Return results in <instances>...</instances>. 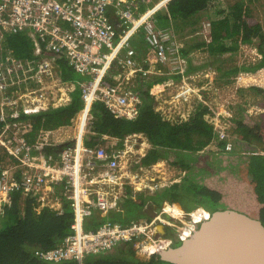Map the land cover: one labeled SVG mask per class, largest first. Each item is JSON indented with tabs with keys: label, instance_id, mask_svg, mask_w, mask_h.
<instances>
[{
	"label": "built area",
	"instance_id": "2783aa9c",
	"mask_svg": "<svg viewBox=\"0 0 264 264\" xmlns=\"http://www.w3.org/2000/svg\"><path fill=\"white\" fill-rule=\"evenodd\" d=\"M170 1L159 0L151 8L152 0H0V52L7 36L26 34L35 58L15 62L10 51L5 60L0 54V148L8 160L0 162V215L12 207L17 194L34 200L38 213L50 209L62 215L64 202L69 203L74 213L72 234L54 249L37 253L46 263L84 264L88 257L123 243L134 244L140 255L157 256L191 239L210 218L204 209L203 213L200 209L182 211L180 216L169 213L163 205L149 220L128 225L107 220L94 229L86 224L97 215L122 213L125 199L130 197L120 174L125 172L133 148L109 153L81 142L85 125L92 121L94 104L102 102L111 114L134 121L142 105L138 88L142 80L159 72L158 64L170 68L174 75H187L188 62L180 54L181 44L173 31L157 26V12ZM211 27L210 22L203 24V37L211 38ZM139 34L146 54L134 46ZM59 57L90 80L63 82L56 63ZM76 89L84 102L76 142L52 153L42 148L54 147V143L42 137L30 144L24 134L27 124L20 117L66 107ZM55 90L58 93L51 99ZM209 113L205 120L214 128V139L227 141L226 151L231 152L232 119L229 122L226 116ZM182 118L186 120L184 115ZM134 187L137 192L144 191ZM164 187L169 186L156 184L152 190Z\"/></svg>",
	"mask_w": 264,
	"mask_h": 264
},
{
	"label": "trees",
	"instance_id": "16d2710c",
	"mask_svg": "<svg viewBox=\"0 0 264 264\" xmlns=\"http://www.w3.org/2000/svg\"><path fill=\"white\" fill-rule=\"evenodd\" d=\"M257 1L172 0L158 14V27L171 28L180 41L185 40L182 37L186 30L183 26H191L190 32L194 34L200 20L210 21L212 27L209 43L188 41L184 42L185 46L180 47L181 56L188 62L187 74H194L199 69L192 65V59L189 57L194 51L204 50L207 56L217 63L223 55L237 53L246 44L256 48L261 59L249 68L235 66L227 71L222 65L215 68L218 74L222 73V76L228 78L224 83L229 84L233 76L240 72L264 69V25L255 13ZM179 30L183 31L182 34ZM133 43L139 51L145 45L140 34L135 37ZM3 44L4 48L0 54L4 60L8 51L15 62L35 59L32 54L33 44L26 34L9 35ZM56 63L63 82L90 80L89 76L76 73L64 57H59ZM148 67L149 65L146 66ZM157 69L162 72L166 70L161 64ZM166 77L152 74L145 81H141L139 89L144 96H141L140 114L134 121L111 114L102 102L98 101L92 107L91 132L87 136V147L92 148L98 143L94 140H99L105 135L120 139L122 147L129 136L142 134L148 138L152 148L140 159L138 168L151 167L164 159L183 173L174 185L155 192L153 196L152 193H147L135 196L136 200H126L125 219L111 214L109 220L123 225L141 219L149 220L150 217H144L143 214L147 206L160 210L165 203L173 202L180 204L187 213L203 208L210 214L220 211L246 215L264 224V88H249L262 98L253 104L252 113L241 106L236 108L230 129L233 137L232 152L225 150L227 141H224L218 143L211 155L204 153L215 137L213 127L205 120V115L209 113L206 107L199 106L187 120L174 122L166 120L155 110L156 100L152 92L156 87L167 84ZM71 96L72 101L66 107L27 117L21 116L20 120L27 124L25 135L31 137L32 141L37 130L52 131L73 124L79 115H83L84 102L79 89ZM72 143L55 144L54 147L43 146L42 150L52 153ZM1 161H4L3 157ZM12 200V207L5 209L4 215H0V264H52L42 261L37 253L54 249L72 234L74 213L69 203L64 202V213L60 215L50 209L38 213L37 203L22 198L20 194L15 195ZM106 221L107 218L97 216L87 228H97ZM116 250L119 253H116ZM84 264L176 263L163 260L159 254L149 259H140L134 244L123 243L117 249L88 257Z\"/></svg>",
	"mask_w": 264,
	"mask_h": 264
},
{
	"label": "rangeland",
	"instance_id": "374dc122",
	"mask_svg": "<svg viewBox=\"0 0 264 264\" xmlns=\"http://www.w3.org/2000/svg\"><path fill=\"white\" fill-rule=\"evenodd\" d=\"M156 2L157 0H152L150 7H152ZM255 13L264 25V0H258L256 2ZM204 21L205 19H202L200 20V24L198 23L199 25H196L197 31L194 34H191L190 31L192 30V27L189 25L183 26L184 29H186L184 30V32L182 31L183 34L181 30H179V32H181L182 34V37L185 39L180 40L182 47L185 46L184 42L188 41H206L208 43L211 41V38L203 37V35L201 34L202 28L200 27H202V23ZM141 51H144V49L141 48ZM144 52L146 54V50ZM189 57L192 59V65L196 68H199L198 72L194 74H187L185 77L180 75L181 78L176 75H171L168 70H165L164 72H169L166 78H168V80L172 78V84L166 85L165 91H163L161 98H158L159 100H157V103L161 102L162 104H164L165 109L161 112L165 115L166 118H171L172 121H181L183 119L182 115H184L186 117L185 119H188L189 115L191 116L199 106L202 107L204 105V107H206L211 112H215L221 116H226L229 122L231 119H235L236 108L239 106L248 110L249 113H252L253 104L256 101L261 100L262 98L257 96L256 93L249 88L254 86L264 88V69L256 72H240L238 75L233 76V78L231 79V83L226 84L224 82L228 78L222 76V73L218 74L215 68L219 65H222L225 71L232 69L235 66H239L241 68L243 66H246L247 68H249L250 65L256 64L261 59V56L258 54L256 48L246 44L241 47V50L237 53H228L223 55V57H221L220 59L221 61L217 63L213 61L214 59L212 57H210L209 55L207 56L204 50L194 51L191 55H189ZM51 80H48L46 82L48 83ZM58 80L59 78H57V85L59 87V84L61 83H58ZM55 85L56 82L54 83V86ZM181 87H183V89H181ZM52 92L53 94L51 93V99L54 98V95H57L58 91L55 90ZM181 92L184 93L181 94ZM1 99L2 97L0 95V102ZM209 114L210 113H207L206 115ZM141 140L142 138H135L133 142H135V144L137 145H140L142 143ZM217 145L218 144L216 143V141H212L204 150V153H209L212 155ZM1 153L2 157L5 156L3 157V159L5 161H8L7 156L5 155L3 150ZM136 157V155H133L132 159L134 160V158L136 159ZM165 165V168H161V170L165 172V175L161 176V178H166L164 184L168 186V182H174L175 180H177V178L181 177L183 173L179 169L172 167L169 163H165ZM135 171L138 170L135 169ZM146 172L138 171L137 173H139V176L137 177V180H146L144 178V175H152L154 176L153 178L160 176L156 175V169L155 171L154 169H150L149 172ZM146 183L147 181L144 182V184ZM164 207L171 214H174L176 212L179 213H176L174 215L181 216L183 215V212L187 213L178 203H166L164 204ZM137 253L139 254L140 259L150 258L147 255H140L141 252H138V250Z\"/></svg>",
	"mask_w": 264,
	"mask_h": 264
},
{
	"label": "water",
	"instance_id": "95a60500",
	"mask_svg": "<svg viewBox=\"0 0 264 264\" xmlns=\"http://www.w3.org/2000/svg\"><path fill=\"white\" fill-rule=\"evenodd\" d=\"M159 255L176 264H264V224L246 215L217 211L191 239Z\"/></svg>",
	"mask_w": 264,
	"mask_h": 264
},
{
	"label": "crops",
	"instance_id": "0c3cea01",
	"mask_svg": "<svg viewBox=\"0 0 264 264\" xmlns=\"http://www.w3.org/2000/svg\"><path fill=\"white\" fill-rule=\"evenodd\" d=\"M144 49V51L146 50V46L143 45L142 47ZM141 51V49H140ZM142 51V52H144ZM171 76V75H170ZM168 79V78H166ZM167 83L169 84H172V78H170ZM157 90H153L152 94L154 95L155 97V100H156V103H155V110L157 112H161V110H164L165 109V106L164 104H162L161 102L157 103V100H159L158 98H161L162 94H163V91H165V85L164 86H159V87H156ZM139 89V88H138ZM143 91V90H142ZM162 92V93H161ZM140 93V92H139ZM140 95L143 97L144 96V93H140ZM143 103H144V98H143ZM60 109V108H59ZM50 110H58V109H53V108H50ZM83 116V115H82ZM81 115H79L78 119L73 123L71 124L70 126H66V127H61V128H58L56 130H48V131H42V130H37L35 136H34V139H32L31 141V137H27L28 138V142L30 144H35L36 143V140L41 138L42 137V140L44 141H50V143H54L57 144V145H66V144H70L74 141V143L76 142V139L78 137H80V132L79 130L81 129V126H80V122L82 120V117ZM91 124H92V121L90 123H87L82 132V140L81 142L86 145V140H87V136L88 134L91 132ZM46 138V139H45ZM141 139V144L138 145L135 144L134 139ZM38 141V140H37ZM94 141H97L98 143L96 145H94L92 148H98V147H103L104 149H106L107 152H112L114 150H121L125 147V149H127V147H132L133 150L130 152V155H129V158H130V161H129V164H125V172H122L120 174L121 178H122V181L124 182L125 184V193H127L128 197H129V200H136L135 199V196H138V195H142L140 193H143V194H147L149 193V191L152 193V196L154 195V191L152 190V187L153 184H160V186H164V181L166 180V178H161V176L165 175V172H163L161 170V168H165V163H168V161L166 160H160L158 161L155 165H152L151 167H139L138 168V165L140 166V159L142 157H144L148 152L149 150L152 148L149 140L147 137H145L144 135L140 134V135H132V136H129L123 143V146H121V140L118 139V138H112L110 136H103L101 139L99 140H94ZM72 143V145L74 144ZM88 146V145H86ZM2 148H0V159L2 157ZM133 155H136V159L134 158V160L132 159ZM139 156L141 158H139ZM4 157V156H3ZM139 159V160H138ZM134 161V162H133ZM138 161V162H137ZM2 162V161H1ZM137 163V164H136ZM168 165V164H167ZM170 167V166H169ZM172 168V167H171ZM138 170L139 172H146V171H150V169H156V175H160V176H157L156 178H153L154 176H147V175H144V178L146 180H137L138 178V174L137 173L138 171H135ZM160 169V170H159ZM146 170V171H145ZM147 174V172H146ZM146 184H144V182H146ZM134 186H137V188H139L140 190L143 189L145 192H137L134 188ZM118 189V188H117ZM159 192V191H157ZM128 198H126L125 200H127ZM166 202V201H165ZM126 203V202H125ZM125 203H124V211L121 213H116L115 215L116 216H122L123 219H125V216H126V212H125ZM152 208H155L154 206H152ZM143 211L144 213V217H150L152 214H153V210L149 209ZM142 214V213H140ZM142 214V215H143ZM97 216H102V218H107L109 219V217L107 215H97ZM97 216H94V217H91L90 219L87 220L86 224L89 225L90 223H93L95 218ZM116 253H119L118 250H116Z\"/></svg>",
	"mask_w": 264,
	"mask_h": 264
},
{
	"label": "clouds",
	"instance_id": "9594fccd",
	"mask_svg": "<svg viewBox=\"0 0 264 264\" xmlns=\"http://www.w3.org/2000/svg\"><path fill=\"white\" fill-rule=\"evenodd\" d=\"M172 1V0H171ZM157 3H159V0H157V2L153 5V6H155ZM169 3V2H168ZM167 3V4H168ZM167 4L166 5H164L161 9H159V11L157 12V14H156V17L158 16V14L160 13V12H162V10L164 9V8H166V6H167ZM152 6V7H153ZM151 7V8H152ZM157 20H158V18H157ZM205 22H210L208 19H205V21L202 23V27H203V24L205 23ZM157 26H158V21H157ZM212 26V25H211ZM202 27H200V28H202ZM171 31H172V29L171 28H169ZM173 33H174V31H173ZM174 35H175V33H174ZM175 37H176V39H177V41L181 44V41H179V39L177 38V36L175 35ZM146 46V45H145ZM182 46V45H181ZM147 48V47H146ZM162 65V64H161ZM157 66H159V64L157 65ZM157 66H156V68H157ZM163 67H165L166 68V70H168L169 72H170V68H168L167 66H164V65H162ZM158 70V69H157ZM169 72H167V73H164V72H162V71H159L157 74H154V75H165V76H167V74L169 73ZM171 73V72H170ZM171 75H174V74H172L171 73ZM176 76H179V77H181L180 75H176ZM169 83H167L166 85H168ZM166 85H165V87H166ZM205 106V105H204ZM209 112H210V110H209ZM161 113V115L164 117V114L162 113V112H160ZM206 116V115H205ZM27 117V116H26ZM190 117V116H189ZM165 118V117H164ZM167 120V119H166ZM170 120V122H174V121H172L171 119H169ZM168 120V121H169ZM187 120V119H186ZM207 122V121H206ZM208 123V122H207ZM209 124V123H208ZM211 125V124H210ZM212 126V125H211ZM213 127V126H212ZM214 129V128H213ZM24 134H25V132H24ZM26 136V135H25ZM26 138H27V136H26ZM27 140H28V138H27ZM29 141V140H28ZM213 141L215 142L216 140L215 139H213ZM217 144L218 143H220V142H216ZM226 150V149H225ZM139 158H141L140 156H139ZM139 160V159H138ZM137 164V163H136ZM177 180H178V178H177ZM177 180H175L174 181V183H176V181ZM171 182V181H170ZM170 182H168V183H170ZM174 183L172 184V185H174ZM156 184L154 183L153 184V186H155ZM172 185H169L168 184V186L169 187H171ZM153 186H151V187H153ZM164 186H167V185H164ZM169 187H166V188H169ZM166 188H163V189H166ZM163 189H161V190H163ZM161 190H158V191H161ZM143 192H145V191H143ZM155 192H157V191H155ZM154 192V193H155ZM149 193H151L150 191H149ZM140 194H143V193H140ZM24 199H26V198H24ZM129 199V198H128ZM127 199V200H128ZM125 202H126V200H125ZM166 204V203H165ZM148 208H152V206H147L146 208H145V210H147ZM153 209V211L155 212V210H156V208H152ZM197 209H200V208H197ZM205 210V209H204ZM111 214H116V213H111ZM111 214H109V215H107L108 217L111 215ZM211 215V214H210ZM151 218H153V217H151L150 216V219ZM107 220H109V219H107ZM141 220H147V219H141ZM178 244H182V243H176L174 246H173V248H175V246L176 245H178ZM172 248V249H173ZM117 249V248H116ZM151 258V257H150Z\"/></svg>",
	"mask_w": 264,
	"mask_h": 264
},
{
	"label": "bare ground",
	"instance_id": "6f19581e",
	"mask_svg": "<svg viewBox=\"0 0 264 264\" xmlns=\"http://www.w3.org/2000/svg\"><path fill=\"white\" fill-rule=\"evenodd\" d=\"M84 122H85V119H83V124H84ZM83 127V126H82ZM204 211H203V208H201L200 210H199V213H203Z\"/></svg>",
	"mask_w": 264,
	"mask_h": 264
}]
</instances>
